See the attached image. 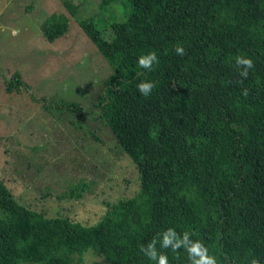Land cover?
<instances>
[{
  "label": "trees",
  "instance_id": "1",
  "mask_svg": "<svg viewBox=\"0 0 264 264\" xmlns=\"http://www.w3.org/2000/svg\"><path fill=\"white\" fill-rule=\"evenodd\" d=\"M61 1L76 13L73 0ZM121 1L129 11L108 38L92 18L78 22L112 68L94 105L134 163L139 190L86 225L23 205L0 179V264H77L89 252L107 264H154L139 245L169 227L195 233L220 264H264V0ZM67 29L64 13L41 23L49 42ZM149 51L159 64L145 71L137 57ZM237 55L254 62L247 79ZM141 80L156 85L148 98ZM20 84L15 74L9 89ZM157 248L169 264H189L183 250L174 259Z\"/></svg>",
  "mask_w": 264,
  "mask_h": 264
},
{
  "label": "rangeland",
  "instance_id": "2",
  "mask_svg": "<svg viewBox=\"0 0 264 264\" xmlns=\"http://www.w3.org/2000/svg\"><path fill=\"white\" fill-rule=\"evenodd\" d=\"M73 1L72 15L61 0H0V179L23 205L91 225L107 202L135 195L139 179L97 116L112 68L78 20L92 18L108 38L129 9L121 0L107 10L100 0ZM53 13L68 17V29L49 42L41 23ZM15 74L21 84L9 89ZM77 264L107 263L89 252Z\"/></svg>",
  "mask_w": 264,
  "mask_h": 264
},
{
  "label": "clouds",
  "instance_id": "3",
  "mask_svg": "<svg viewBox=\"0 0 264 264\" xmlns=\"http://www.w3.org/2000/svg\"><path fill=\"white\" fill-rule=\"evenodd\" d=\"M12 34L17 35V32L14 30ZM174 52L182 57L185 55V48L182 44L177 43ZM158 64L159 58L155 51H149L137 57L138 67L145 71H151L153 66ZM234 66L243 79H247L249 71L255 67L251 57L245 55L235 56ZM136 87L143 97L148 98L156 85L152 81L141 80ZM247 94L248 90L244 89L242 95L247 96ZM194 234L187 230L178 233L174 228L169 227L163 230L158 238L153 237L147 245H139V250L154 264H169L167 252L158 250L157 245H159V249L171 250L174 259H179L180 252L183 250L189 264H220L217 256L210 254L208 247L201 240L192 239ZM249 264H260V262L257 258L252 257Z\"/></svg>",
  "mask_w": 264,
  "mask_h": 264
}]
</instances>
